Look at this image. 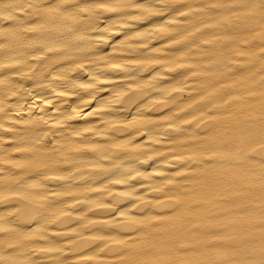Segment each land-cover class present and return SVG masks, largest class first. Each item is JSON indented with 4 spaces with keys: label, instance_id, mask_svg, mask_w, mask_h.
<instances>
[{
    "label": "bare ground",
    "instance_id": "bare-ground-1",
    "mask_svg": "<svg viewBox=\"0 0 264 264\" xmlns=\"http://www.w3.org/2000/svg\"><path fill=\"white\" fill-rule=\"evenodd\" d=\"M0 264H264V0H0Z\"/></svg>",
    "mask_w": 264,
    "mask_h": 264
},
{
    "label": "snow or ice",
    "instance_id": "snow-or-ice-1",
    "mask_svg": "<svg viewBox=\"0 0 264 264\" xmlns=\"http://www.w3.org/2000/svg\"><path fill=\"white\" fill-rule=\"evenodd\" d=\"M113 67H118V66H116V65H113Z\"/></svg>",
    "mask_w": 264,
    "mask_h": 264
}]
</instances>
